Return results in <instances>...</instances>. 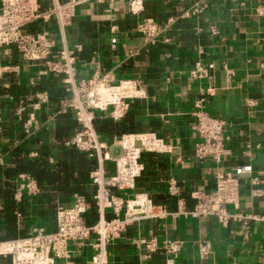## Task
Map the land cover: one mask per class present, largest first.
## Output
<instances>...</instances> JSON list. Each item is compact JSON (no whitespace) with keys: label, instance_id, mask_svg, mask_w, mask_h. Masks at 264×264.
Returning <instances> with one entry per match:
<instances>
[{"label":"crops","instance_id":"obj_1","mask_svg":"<svg viewBox=\"0 0 264 264\" xmlns=\"http://www.w3.org/2000/svg\"><path fill=\"white\" fill-rule=\"evenodd\" d=\"M37 1L40 7H51L70 0ZM133 1L138 3V13L130 11ZM195 3L207 4V9L190 16ZM262 3L82 0L64 39L52 24L38 23L28 29L51 31L57 50L66 47L74 53L77 79L88 80L100 71L135 89L136 97L123 120L114 122L105 113L96 114L95 128L108 144L111 158L122 155L118 141L123 135L154 134L174 147L173 154L143 153L144 171L134 189L119 193L126 198L148 195L167 215L130 223L124 235L108 247V264H264V225L250 223L246 235L238 223L225 227L215 217L197 219L185 214L194 209L193 193L214 190L219 171L241 166H251L253 173L236 181L240 212L264 213V17L256 14ZM144 20L166 26L164 36L170 43H146L137 32ZM198 60L212 66L203 83L190 77ZM44 70L40 64L24 61L15 47L0 48V241L31 236L39 227L54 231L59 207H70L75 195L90 200L95 193L90 176L98 162L65 146L78 126L72 112L59 113V103L66 98L61 79ZM53 90L57 96L51 94ZM44 93L48 103L35 107L36 95ZM201 93L208 96V113L227 123L226 153L220 164L195 156L194 105ZM32 115L38 127L28 138L22 131L23 119ZM104 169L108 175L115 172L111 161L104 163ZM27 173L42 193L16 201L22 185L18 177ZM171 181L179 188V196L170 195ZM227 211L234 214L237 210L230 205ZM97 221L91 207L86 222ZM146 238H155L159 245L181 241L184 246L176 257L162 253L149 257L139 245ZM202 241L211 248L206 258L199 251ZM90 243L70 244L75 264H91Z\"/></svg>","mask_w":264,"mask_h":264},{"label":"built area","instance_id":"obj_2","mask_svg":"<svg viewBox=\"0 0 264 264\" xmlns=\"http://www.w3.org/2000/svg\"><path fill=\"white\" fill-rule=\"evenodd\" d=\"M102 3L104 0H85ZM250 1V0H243ZM82 0H70L67 3H54L51 7H40L37 0H0V48L15 47L18 55L27 62L40 64L44 73L61 79L66 98L60 101L59 113L72 112L77 123L74 137L65 143L66 147L96 159L98 167L91 173V185L95 193L90 200L80 195L74 196V202L68 208L59 207L56 212L55 230L47 231L43 227L36 228L31 236L0 241V264H75L72 261L73 251L70 244L82 245L90 243L94 251L91 264H108V247L120 239L130 223L159 219L167 215L162 206L156 205L145 194L121 196L134 189L136 180L144 171L142 155L149 153H174V147L166 144L154 134L144 133L120 136L118 145L122 155L117 158L109 156V146L98 134L95 119L98 112L105 113V118L118 122L130 111V101L136 97L135 89L125 83H117L111 73L97 71L92 78L80 80L76 78V58L66 47L57 50V38L48 30L30 32L35 24L55 25L57 34L64 39L65 30L71 25L75 16V8ZM138 3H130V11L138 13ZM207 4H194L188 11L190 16L202 15ZM259 18L264 17V3L256 9ZM166 26H160L154 20H144L137 27V32L149 45L168 44L165 38ZM64 41V40H63ZM212 66L198 60L190 69V77L203 83L209 78ZM32 85L34 83L32 82ZM35 107L48 103V94H37ZM208 96L201 93L194 108L196 122L193 130L197 134L198 143L195 156L199 160H210L220 164L226 153L225 135L226 121L212 117L208 111ZM19 114L23 110L19 109ZM38 124L34 116L23 119L22 131L29 138L35 135ZM2 129L0 126V135ZM37 158V154H31ZM179 160V158H178ZM111 161L115 172L108 175L104 163ZM3 159L0 156V166ZM251 166H241L234 171H219L216 174L217 186L214 190L193 193L195 201L192 211H185L192 218L215 217L222 226L238 223L247 235L250 223L264 225L262 215L244 214L240 212L238 195L235 193L236 181L240 177H250ZM20 189L14 196L21 201L24 196L35 198L42 193L36 179L30 174L20 175ZM256 181V179L254 180ZM171 196H179V188L174 181L169 183ZM237 210L231 214L228 206ZM94 207L98 221L90 225L86 222V214ZM183 208L181 209V211ZM184 211V210H183ZM184 213V212H183ZM151 257L156 253L176 257L184 246L181 241H164L161 245L155 238L139 241ZM200 254L206 258L211 253L207 242L198 244Z\"/></svg>","mask_w":264,"mask_h":264},{"label":"trees","instance_id":"obj_3","mask_svg":"<svg viewBox=\"0 0 264 264\" xmlns=\"http://www.w3.org/2000/svg\"><path fill=\"white\" fill-rule=\"evenodd\" d=\"M51 94H52V95H56V96L58 95V93L55 92V90L51 91Z\"/></svg>","mask_w":264,"mask_h":264}]
</instances>
